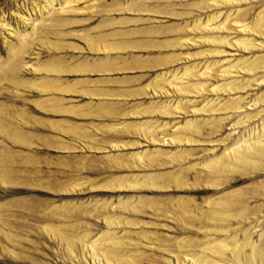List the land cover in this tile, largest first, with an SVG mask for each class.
Returning a JSON list of instances; mask_svg holds the SVG:
<instances>
[{
	"label": "rangeland",
	"instance_id": "obj_1",
	"mask_svg": "<svg viewBox=\"0 0 264 264\" xmlns=\"http://www.w3.org/2000/svg\"><path fill=\"white\" fill-rule=\"evenodd\" d=\"M256 149L264 0H0V264H264Z\"/></svg>",
	"mask_w": 264,
	"mask_h": 264
},
{
	"label": "bare ground",
	"instance_id": "obj_2",
	"mask_svg": "<svg viewBox=\"0 0 264 264\" xmlns=\"http://www.w3.org/2000/svg\"><path fill=\"white\" fill-rule=\"evenodd\" d=\"M259 145V144H258ZM261 148V147H260ZM256 151L259 153V154H264V149H256ZM255 151V152H256ZM248 158V157H247ZM245 159V158H244Z\"/></svg>",
	"mask_w": 264,
	"mask_h": 264
}]
</instances>
